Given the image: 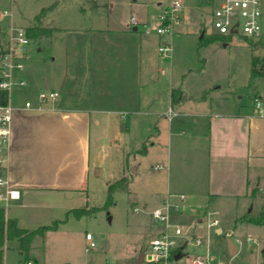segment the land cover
<instances>
[{"label": "rangeland", "instance_id": "374dc122", "mask_svg": "<svg viewBox=\"0 0 264 264\" xmlns=\"http://www.w3.org/2000/svg\"><path fill=\"white\" fill-rule=\"evenodd\" d=\"M221 1L184 0L182 20L174 25L173 34L159 36L154 32L162 12L157 0H14L16 10L28 17L55 3L38 13L40 19L46 15L44 23L52 30L32 42L24 61L31 98L58 84L70 63V81L63 91L82 94L76 108L113 110L93 111L90 125L38 123L25 133L20 175L34 180L38 174L48 188L24 191L18 203L25 206L0 204L10 214L20 213L29 231L52 226L33 239L31 257L42 264H134L141 251L148 253L162 230L150 212L162 204L170 161L178 166L193 162L187 160L195 151L188 136L207 134L215 114L251 111L255 96L264 95V77L252 76L253 58L264 59V38L218 35L213 14ZM131 16L140 23L137 30L120 32L122 22ZM142 22L152 32H145ZM165 39L173 46L170 58L158 51ZM83 53L85 58L100 54L116 63L106 61L102 66L105 80L98 97L88 94L95 83L86 82L82 90V76H92L77 64ZM46 74L53 79L47 81ZM173 90L182 92L181 105L171 103ZM28 98L27 87L15 86L11 91L14 106H24ZM170 106L177 112L172 121ZM212 141L213 130L203 153L212 154ZM157 165L163 168L155 169ZM0 175L5 176L4 169ZM121 178L126 183L109 201V183ZM250 193L259 198L218 203L205 199L198 211L208 220L217 218L224 232L213 228L208 246L190 243L184 252H209L224 264H264L263 176ZM188 208L176 216V222L187 225L185 235L194 222L184 218ZM81 209L84 212L77 214ZM87 233L93 235V248H88ZM229 238L238 248L235 256L230 254ZM22 258L18 240L7 242L5 264Z\"/></svg>", "mask_w": 264, "mask_h": 264}, {"label": "crops", "instance_id": "0c3cea01", "mask_svg": "<svg viewBox=\"0 0 264 264\" xmlns=\"http://www.w3.org/2000/svg\"><path fill=\"white\" fill-rule=\"evenodd\" d=\"M54 4L55 3L49 5L50 9ZM158 5L160 4L158 3ZM49 6L40 7L38 10L33 11L32 16L28 17L22 14L23 12L21 10H16L14 0H0V55L3 49L4 33L12 24L24 26L28 32L33 27H39L36 31V36H30L32 42L43 37V35L52 30L51 27L49 28L44 23L46 15L39 21L36 18L42 8ZM4 11H8V13L3 14ZM132 17L133 16L122 22L123 29L120 30V32L127 34V29L129 28H133L134 31L137 30L140 23L138 25L131 24ZM142 23L147 24V22ZM82 56L83 57L78 60L77 64L81 66L83 72L87 70L92 72V76H90V74H88L86 78L84 75L82 76V90H84L86 82H90V84L95 83L94 86L92 85V91L88 94L89 97H98L100 96V89L103 87L101 82L105 80V72L102 71V66L109 60L107 56L102 57L100 54L90 58H85V54ZM28 57L29 54L25 60H27ZM112 57L113 55L110 57V60L113 59ZM109 63L111 65H116L114 60L113 62L112 60L109 61ZM67 64V73L64 78H62L58 84L47 86L49 87L48 90H57L60 92V98L55 104L49 102L44 104L42 109L34 108L30 110L23 109L22 106H17L19 109L14 113L12 143L8 159L0 166V169H4L5 176L11 180L14 186L20 189L21 198L19 200L10 201L7 203L8 206L11 204H14L13 206H25V204L18 203L22 199L24 191L48 188V184L39 182L44 180L40 175L36 174L33 177L34 180H29L23 177V175H20L18 170L24 159L23 144L25 133L28 132L29 129H34L38 123L48 125L64 122L69 125H85V123L90 125L91 113L93 111H113L98 108V106L76 108V101L79 100L77 98L81 97L82 94L80 95L78 93L74 95L69 90L63 91L65 83L70 81L68 72L71 67L70 63ZM94 72H96V76H93ZM17 75L25 77L28 80L27 96L30 98L27 100L32 101L37 107L39 104L38 94L42 90H40L35 98H31L34 97V95L25 68L19 71ZM45 76L47 81L53 79L51 74H46ZM110 77L112 79L113 75L111 74ZM172 94H174V98L171 97V103L181 105L183 100L182 92L179 91L177 94V91L173 90ZM257 95L264 96L259 93ZM169 108L173 109L172 106ZM173 111L177 113L175 110ZM172 119H170V121H172ZM94 121L98 125L101 123V120L98 118L94 119ZM212 130L213 151L212 154H205L203 150H205L208 141L211 140ZM188 138L194 145L195 151L188 155L187 160H192L193 162H190L191 164L188 162H185V164L179 162L178 166L173 161H170V168L167 175V190L162 196L161 203L168 193H185L189 196L191 207L188 208L189 212L184 218H193L194 222H201L207 215L202 214V212L198 210L205 199L208 202L213 201L218 203L221 200H244L249 199V197L254 199L259 198L251 195L250 192L252 185L258 178L264 177V118L256 115L254 108L251 109V111L244 110L243 113L239 112L238 115L215 114L212 116L210 129L207 134L202 131L196 132L195 134H190ZM183 169L186 170L184 173ZM260 202L259 200V204H261ZM0 206L4 207L1 204ZM5 211L8 219L16 220L20 228L27 229L23 227L20 213L14 211L10 214L6 208ZM176 216L177 215L174 216L175 221ZM219 229L221 233L224 232L221 227L215 228L217 232ZM232 232L233 229L228 230L230 235ZM33 259L42 264L36 257Z\"/></svg>", "mask_w": 264, "mask_h": 264}, {"label": "built area", "instance_id": "2783aa9c", "mask_svg": "<svg viewBox=\"0 0 264 264\" xmlns=\"http://www.w3.org/2000/svg\"><path fill=\"white\" fill-rule=\"evenodd\" d=\"M157 2L162 6V12L154 32L159 36L173 34L174 25L182 20L184 0H157ZM7 13L8 11H4L3 14ZM213 17L214 28L218 35L239 34L252 40L264 38V0H222ZM131 24L138 25L134 16L131 18ZM144 27L145 32H152L148 25L144 24ZM31 44L32 39L24 26L12 24L4 33L0 55V91L7 92L8 100L6 104H0V166L8 159L13 138L14 113L19 109L12 103L11 91L15 86L27 87L29 84L25 77H20L17 73L24 69V60L29 54ZM158 51L162 57L170 58L173 53L172 43L166 39L162 40ZM59 98L60 92L57 90H42L38 94L37 107L32 101L26 100L22 108L42 109L44 104L49 102L55 104ZM253 108L256 115L264 118V96H255ZM176 114L172 108H169V119ZM160 168H163V165L155 166V169ZM20 198V189L14 186L8 177L0 175V203H9ZM189 201V196L185 193H168L162 204L150 212L155 221L160 223L162 230L152 239L149 251L145 252L141 264H169L170 261L175 264L182 261L185 264H224L220 260H215L209 252L195 255L184 252V248L190 243L195 247L208 246L211 229L219 225L217 218L208 220L206 216L201 222L191 223V230L185 235L187 225L176 222L174 216L183 215L190 207ZM86 240L88 248L96 246L91 233L86 234ZM178 254H181V257L176 259ZM16 264L40 263L33 258H22Z\"/></svg>", "mask_w": 264, "mask_h": 264}, {"label": "trees", "instance_id": "16d2710c", "mask_svg": "<svg viewBox=\"0 0 264 264\" xmlns=\"http://www.w3.org/2000/svg\"><path fill=\"white\" fill-rule=\"evenodd\" d=\"M37 20L40 18L37 16ZM39 27H33L28 32L31 37L36 36V31ZM252 76L254 77H264V59L254 57L252 63ZM174 98V94H172ZM8 100V94L6 91H0V104H6ZM126 183L124 178L120 180L109 183V201L112 199L113 193ZM89 211V210H88ZM77 214H81L84 211L77 210ZM52 226L40 227L36 230L29 231L27 229L20 228L14 219H8L6 217L5 208L0 206V264L4 263L5 257V246L7 242L12 239H17L19 243V252L23 258L30 259L31 257V243L36 236L42 235L46 230L51 229Z\"/></svg>", "mask_w": 264, "mask_h": 264}, {"label": "water", "instance_id": "95a60500", "mask_svg": "<svg viewBox=\"0 0 264 264\" xmlns=\"http://www.w3.org/2000/svg\"><path fill=\"white\" fill-rule=\"evenodd\" d=\"M133 171H135V167L133 168ZM218 232L221 233V230L219 229ZM228 246H229L230 254L232 256H235L238 253V248L236 247L234 241L231 238L228 239ZM144 254H145V252L144 251H141L140 254H139V256H138V258H137V260L135 261L134 264H141L142 261H143V259H144ZM180 257H181V254H178L176 256V259H178Z\"/></svg>", "mask_w": 264, "mask_h": 264}]
</instances>
